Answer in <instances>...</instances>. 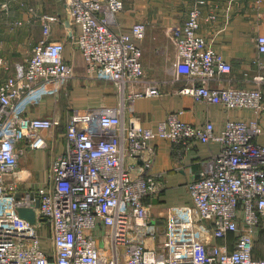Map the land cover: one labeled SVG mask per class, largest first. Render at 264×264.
Listing matches in <instances>:
<instances>
[{"label": "built area", "instance_id": "2783aa9c", "mask_svg": "<svg viewBox=\"0 0 264 264\" xmlns=\"http://www.w3.org/2000/svg\"><path fill=\"white\" fill-rule=\"evenodd\" d=\"M60 1L78 29L76 36L71 32L72 42L91 77L129 87L130 104L160 94L159 86L146 79L138 43L148 25L140 21L123 29L118 15L124 0ZM206 4L194 0L186 21L169 28L176 78L186 81L180 92L227 110L253 111L255 117L228 119L217 132L213 122L194 125L178 112L154 129L136 119L128 125L124 106L75 110L65 153L43 184L23 188L20 161L26 147L45 148L41 131L53 132L60 124L31 116L29 109L41 105L47 94H57L74 75L65 57L67 41L51 39L59 18L43 15L44 38L27 64L0 79V264H264V258L254 256L264 230V144L258 141L264 135V93L257 87L212 86V81H225L233 65L199 33ZM256 41L264 54V34ZM7 68L0 58V70ZM154 139L185 147L212 141L221 146L188 185L192 204L169 212L164 233L146 204L160 189L159 175L152 172ZM127 159L134 163L128 166ZM33 205L35 224L19 213Z\"/></svg>", "mask_w": 264, "mask_h": 264}, {"label": "crops", "instance_id": "0c3cea01", "mask_svg": "<svg viewBox=\"0 0 264 264\" xmlns=\"http://www.w3.org/2000/svg\"><path fill=\"white\" fill-rule=\"evenodd\" d=\"M124 1L125 9L118 15L123 29L128 31L140 21L148 25L145 37L138 43L143 51L146 79L160 88L159 95L141 97L132 104L128 100L129 87L124 90L113 82L96 80L89 75L83 53L72 42L71 32L75 35L78 29L70 23L67 9L60 0H0V58L8 64L6 70H0V79L15 75L18 64H27L33 48L44 38L42 17L46 14L59 18V22L53 24L51 39L67 41L65 57L74 73L57 94H47L41 105L29 109L31 116L57 119L60 124L53 132L41 131L47 138L43 149H31L21 143L26 147L20 161L23 188L43 184L54 161L65 153L67 125L75 110L124 106L128 125L136 119L154 129L169 113L178 112L187 123L201 126L213 122L217 132L223 130L228 119L255 117L253 111L227 110L220 104L197 101L180 92L186 81L176 78L173 67L176 46L169 28L186 21L194 0ZM206 1L199 33L212 40L217 51L233 65L232 73L224 77L226 80L212 81V86L224 83L238 88L257 87L264 93V54L259 52L256 41L258 35L264 34V2L258 5L256 0H235L231 10H227L231 0ZM213 13L217 20L208 21ZM258 141L264 144V135ZM151 144L157 149L152 172L159 175L160 189L146 200V204L164 233L169 212L192 204L188 185L201 172L203 161L218 153L221 146L212 141L208 144L195 142L185 147L168 139H154ZM133 163L132 159H127L128 166ZM138 167L137 164L135 172ZM256 241L254 256L264 258V230Z\"/></svg>", "mask_w": 264, "mask_h": 264}, {"label": "water", "instance_id": "95a60500", "mask_svg": "<svg viewBox=\"0 0 264 264\" xmlns=\"http://www.w3.org/2000/svg\"><path fill=\"white\" fill-rule=\"evenodd\" d=\"M34 205L35 207H39L40 205L39 200H37V202ZM34 205L30 208H26V207L19 208L20 216L28 220L31 224L36 223V211L34 209Z\"/></svg>", "mask_w": 264, "mask_h": 264}]
</instances>
